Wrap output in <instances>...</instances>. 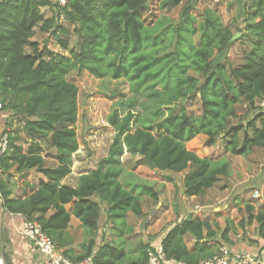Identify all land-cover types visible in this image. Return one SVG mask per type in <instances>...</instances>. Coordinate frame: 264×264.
<instances>
[{"label": "trees", "instance_id": "1", "mask_svg": "<svg viewBox=\"0 0 264 264\" xmlns=\"http://www.w3.org/2000/svg\"><path fill=\"white\" fill-rule=\"evenodd\" d=\"M247 1L244 36L249 49L242 52L240 62L232 64L225 58L241 37L234 38L231 26L224 25L211 8L204 10L200 21L186 10L179 21L163 14L147 24L142 12L149 0H69L64 6L51 0H0V102L3 112H13L12 121L2 122L6 120L0 116L9 136L0 163L3 211L37 220L73 262L92 257V264H146L149 244H142L133 257L123 239L98 244L96 237L102 203L107 205L108 220L124 233L132 231L131 226L122 228L129 212L144 214V195L159 199L153 186L124 175L125 149L132 157L138 156L136 164L160 171L188 169L183 192L197 197L221 176H228L230 164L225 158L198 155L187 148V142L205 134L208 145L224 138L225 150L237 155L264 148L263 107L246 123L232 122L240 102L255 107L264 98V0ZM182 2L162 0L160 7L168 9ZM43 8L54 13L46 17ZM64 21L75 26L79 37L78 47L70 54L33 39L38 27L68 49ZM84 69L98 78H125L131 95L118 100L107 116L115 130L108 155L72 185L63 179L71 173L72 153L79 147L78 87L67 76ZM195 97L201 101L200 113L183 104ZM14 118L24 122L27 150L14 128ZM46 141L55 150L56 166L46 165ZM13 168L19 174L36 169L45 178L38 184L27 181L30 193L15 196L4 177V173L10 177ZM252 211L250 207L248 223L256 220L264 238V210ZM72 215L89 235L79 250L69 230ZM229 229L220 237L209 220L189 215L167 231L161 244L167 259L199 264L219 252L220 238L230 241ZM187 239L193 240L192 247Z\"/></svg>", "mask_w": 264, "mask_h": 264}, {"label": "rangeland", "instance_id": "2", "mask_svg": "<svg viewBox=\"0 0 264 264\" xmlns=\"http://www.w3.org/2000/svg\"><path fill=\"white\" fill-rule=\"evenodd\" d=\"M161 1L149 0L142 12L145 23L148 24L163 14H167L176 22L180 20L182 13L186 10H189L197 21H200L203 19L204 10L211 8L220 15L224 25L231 26L235 34L240 33L237 38L241 37V39L234 42L225 60L237 64L241 61L242 52L249 49L248 38L244 36L246 33L244 30V9L247 0H183L181 4L168 9L160 7ZM190 6L192 7L188 9ZM42 10L46 17L54 13L49 8ZM64 23L69 31L67 35H63V38L69 42L68 49L62 48L54 36L49 32H42L38 27L33 39L38 40L41 46L47 45L55 51L70 54L72 48L78 47L79 37L73 24L67 21ZM194 39L198 43V34L194 36ZM67 79L78 87L75 125L79 147L72 153V171L63 179V182L76 185L80 174L95 169L99 162L108 155L115 130L107 122V116L115 107L116 102L130 96L131 91L129 82L125 78H98L85 69L70 72ZM183 104L195 113L201 111V101L198 97H195L190 103L184 101ZM237 106L239 113L232 119L233 123H246L247 120L254 117L256 112L262 110L259 103L255 104V107H249L247 103L240 102ZM2 116L6 120L2 122L12 121L13 112L4 110ZM14 128L19 130L23 138V148L27 150L28 136L25 129H22L24 122H18L14 118ZM225 141L224 138H218L215 144L208 145V136L199 134L187 142V148L195 151L198 155L212 159L225 158L230 164V174L221 176L219 182L208 189L204 195L197 197H189L183 192V179L188 169L183 172L160 171L146 164H136L138 156L132 157L125 149L122 156L123 166L126 169L124 175L126 174L132 180L145 181L153 186L159 192V199L144 195L141 198L144 214L135 215L129 212L126 224L123 225L125 228H122L126 229L131 226L132 231L125 230L124 233H119L114 224L108 220L107 205L102 203L99 228L96 232L98 244L114 239H123L128 254L136 257L142 244L150 245L159 235L171 228L178 221L177 217L182 214L186 217L192 215L209 220L218 233L224 227L230 226L232 238L242 237L251 244L262 246V241L255 239L260 236L259 224L256 220L248 223V218L250 207H252L253 213L264 210V148H255L247 155H237L225 150ZM43 146L46 165L56 166L55 150L50 147V143L47 141ZM130 172H134V175H130ZM10 174L11 176L8 177L4 173V177L8 178L15 196H24L30 193L31 190L26 185L27 181L38 184L41 178H45L36 169L19 174L13 168ZM257 192L258 195H256ZM67 207L71 208V204ZM69 230L74 238L75 248L79 250L80 244L86 241L89 235L78 218L70 221ZM187 243L190 247L193 246L192 239H187Z\"/></svg>", "mask_w": 264, "mask_h": 264}, {"label": "built area", "instance_id": "3", "mask_svg": "<svg viewBox=\"0 0 264 264\" xmlns=\"http://www.w3.org/2000/svg\"><path fill=\"white\" fill-rule=\"evenodd\" d=\"M54 3L64 6L69 0H51ZM259 105L264 109V98L259 101ZM3 112L2 103L0 102V116ZM9 136L3 130L0 132V163L2 157L8 149ZM2 169L0 167V173ZM258 195V192L256 193ZM3 198L0 193V214ZM21 214V213H20ZM23 234L32 242L35 250L44 257V264H92V257L79 262H73L62 252V249L51 239L45 232L41 223L37 220L25 217L23 223ZM173 260V259H172ZM172 260L166 258L162 244L151 246L148 249V261L146 264H169ZM181 264H184L178 261ZM0 264H5V259L0 255ZM199 264H264V243L262 246L249 250H235L228 244H221L219 252L211 258L201 261Z\"/></svg>", "mask_w": 264, "mask_h": 264}, {"label": "crops", "instance_id": "4", "mask_svg": "<svg viewBox=\"0 0 264 264\" xmlns=\"http://www.w3.org/2000/svg\"><path fill=\"white\" fill-rule=\"evenodd\" d=\"M5 128L4 124L0 121V132ZM227 206V205H226ZM145 212V210H144ZM186 216L179 215L178 221ZM77 219L72 215L71 220ZM25 216L20 213H11L8 211H2L0 214V255L5 259V264H44V257L35 250L32 242H30L23 234V223ZM175 222V221H174ZM176 223V222H175ZM174 225V224H173ZM168 228L163 234L159 235L155 241H152L150 246H155L161 243L162 239L166 235ZM227 229L224 227L219 234L221 237L222 232ZM231 228L228 230L229 242H226L220 238L221 244L227 243L232 249L235 250H249L259 245L251 244L241 238H232ZM231 237V238H230ZM264 243L263 237H256ZM169 264H181L176 260H172Z\"/></svg>", "mask_w": 264, "mask_h": 264}, {"label": "water", "instance_id": "5", "mask_svg": "<svg viewBox=\"0 0 264 264\" xmlns=\"http://www.w3.org/2000/svg\"><path fill=\"white\" fill-rule=\"evenodd\" d=\"M239 34H240V33H236V34L234 35V38L237 37Z\"/></svg>", "mask_w": 264, "mask_h": 264}]
</instances>
